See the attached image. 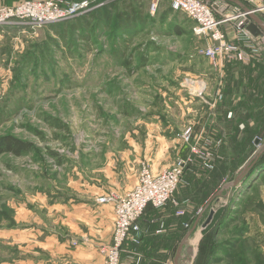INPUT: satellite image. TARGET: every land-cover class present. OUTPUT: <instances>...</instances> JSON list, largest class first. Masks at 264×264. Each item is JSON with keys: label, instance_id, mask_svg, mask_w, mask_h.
<instances>
[{"label": "rangeland", "instance_id": "rangeland-1", "mask_svg": "<svg viewBox=\"0 0 264 264\" xmlns=\"http://www.w3.org/2000/svg\"><path fill=\"white\" fill-rule=\"evenodd\" d=\"M151 1L107 0L98 8L81 11L69 19L39 28L25 25L0 27V137L11 135L32 145V151L21 156L0 154V264H15L24 257L41 256L45 251L40 244L43 232L38 230H44L42 228L54 234L56 241L67 238L76 243L79 239L75 234H81V230L90 239L93 234L86 221L53 207L61 195L71 197L75 189L83 188L75 184L77 172L108 186V190L97 196V202L107 192L121 193L119 190L134 187L140 164L128 163L127 150L136 153L152 172V169L159 172L172 167L176 157L182 156L179 153L182 145L188 146L189 153L194 143L196 149L202 148L194 140L193 127L197 114L202 111L201 106L206 104L204 100L217 105L226 95L229 109L226 114L234 127L227 132L236 134L235 138L237 129L250 133L253 140L249 147L257 151L263 147L264 36L258 40L259 49L254 62L222 60L214 65L198 52L209 41L194 34V22L186 15L173 12L166 0H158L157 13L150 15L148 6ZM110 3H117V7L110 6ZM128 3L139 16L118 24L115 15ZM108 7L109 23L103 20ZM234 8L231 5L222 11L216 10V17L233 15L236 13ZM257 14L264 21V10ZM76 18L81 22L80 27L71 32L69 28ZM167 18L171 22H167ZM236 20L224 25L230 38L234 36ZM51 25L58 26L64 38ZM176 26L181 30L180 34L173 33ZM127 57L129 68L122 64ZM141 59H144L143 64H140ZM218 64L222 67V74L214 68ZM245 65H248L247 69ZM234 67L238 69L231 72ZM253 70H256L254 76ZM158 115L168 117L172 128H161L167 125L165 121H157L156 126L147 122L148 117ZM249 123L251 129L247 128ZM186 136L190 137L186 140ZM246 136L242 141L239 138L241 146L238 148V138L228 141L232 153L248 147ZM214 153L224 162L225 153L219 155L217 150ZM241 153L243 151L236 157L238 160L243 157H239ZM248 158L240 161L246 162ZM235 171H232L231 179L222 181L225 185L222 202L213 194L205 201L206 205L202 204L197 210L204 212L207 218L212 212L206 225L207 218L204 217L201 220L192 218L189 222L174 221L177 241L169 255L167 252L166 258H160V264H174L181 241L185 243L190 237L195 241L200 228L203 238L206 237L203 228L210 224L214 215L217 216L219 205L230 199L236 201L239 198V201L236 205L231 203L233 210L225 218L233 220L227 230L216 232L217 243L222 244L236 237L237 232H244L249 212L253 215L250 221L256 223L257 229L263 226L264 173L251 181L249 187L246 182L241 188L234 189L235 185L228 184L239 179L245 169ZM177 203L173 196L165 209L170 207V215L173 213L184 218L190 212ZM66 211L72 212L69 207ZM180 222L184 229L179 226ZM141 226L140 223L137 233L133 234L140 237V242ZM143 226L147 227L146 224ZM215 226L214 222L209 225L208 232L212 233ZM145 235H148L147 231ZM256 235L257 240H264V232ZM174 236L165 232L162 236L164 246ZM202 243L200 239L198 246L184 248L180 263L202 264L207 252L196 250L199 244L202 248ZM254 255L256 258L264 256L262 251L261 254L254 252ZM133 257L135 261L136 257ZM232 258L234 256L230 255L207 264H230ZM137 260L142 262L141 256Z\"/></svg>", "mask_w": 264, "mask_h": 264}, {"label": "crops", "instance_id": "crops-1", "mask_svg": "<svg viewBox=\"0 0 264 264\" xmlns=\"http://www.w3.org/2000/svg\"><path fill=\"white\" fill-rule=\"evenodd\" d=\"M12 1V0H8ZM262 1V0H261ZM261 4L264 5V0L261 2ZM167 22H171L169 18L166 19ZM219 63V62H218ZM217 71H219L220 74H222V67L220 64H218L216 67H214ZM237 69H234L232 72H235ZM201 73V72H200ZM205 105H203L206 108V111L203 113L204 107H202V111L199 112L196 116V121L194 125L195 130V138L194 140H197V144L200 143V146L202 148H207L211 150H217L219 154L225 153V161L224 162H218L219 167L223 166L225 171H222V177H213L212 175H209V173H206L199 165L195 167L193 173L188 174L186 180L184 183L179 187V189L176 191L174 195V199H176L177 206H183L186 208V211L189 213V215L194 216V219H202L204 217V212L200 213L199 207L202 208V204L204 206L205 201H207L209 197H211L213 194H215L216 198H219L222 202L223 199V192H225V185L222 183L224 180L231 179V176L233 175V170L236 169L235 173L239 169L243 168V165L247 163L246 162H235L232 163V155L231 152L232 146L229 147L228 141H232L234 139V134H229L227 131L231 130V126L227 125L224 120H222V113L220 112L221 107L220 103L217 105H212L210 102L205 101ZM216 103V101H215ZM201 109V108H200ZM227 117L229 118L228 114ZM157 121H165L167 125L161 126V128L171 129L172 126L169 124V118L165 117V115H158V116H152V118L148 117L147 122L152 126H156ZM225 125V127H224ZM196 127V128H195ZM227 127V128H226ZM229 127V128H228ZM242 134H238L237 138L241 137ZM199 137V138H198ZM220 142V143H219ZM189 148L188 146L182 145L180 148V155H185L188 152ZM186 152V153H185ZM128 163L132 165H135V163H142L143 160L138 159L136 157V153L127 150L126 152ZM133 156L129 154H133ZM230 155V156H229ZM236 164V165H235ZM223 165V166H222ZM168 166V164L166 165ZM164 168V166H163ZM162 169V168H161ZM154 173L157 171H154ZM156 170L157 169L156 167ZM78 176L77 181L75 182L76 186H81L83 188H77L73 196L70 197V195H61L60 199L57 200L56 204H53V207H56L57 210L63 211L64 213H67V215H72L77 218H80L81 220L86 221L91 227L89 230H91V233L93 234L92 237H86L84 232L81 230V234H75L76 237L79 239L78 242L75 243V241H69L67 238H62L61 240L56 241L54 238L55 235L51 232H46V228H42L44 230H41L39 227V232H43V237H40V244L44 248V253H41V256H35L32 255L30 258L24 257L23 259H19L15 262V264L18 263H24V264H101L102 263V256L99 253V246L102 244H107L111 240L112 235V229H113V206L111 204H100L96 202L97 196L103 194L106 190H108V186L105 184L98 183L95 179L91 180L90 177L80 175V173L77 172ZM236 176V174H234ZM233 176V177H234ZM137 182V180H136ZM132 185V187L136 184ZM222 183V184H220ZM218 187V189H217ZM129 188H124L121 191V193L126 192ZM214 189V190H213ZM118 192V191H117ZM120 193V192H118ZM120 193V194H121ZM222 194V195H221ZM70 197V198H69ZM72 203H71V202ZM207 203V202H206ZM228 202L220 204L219 207L226 206ZM172 206V204H170ZM206 205V204H205ZM69 207V209L72 211L71 213H68L66 210ZM170 207H168L167 210H169ZM165 207L158 210H147L143 217L140 220V223L142 224V241L139 242V244H133L131 242L126 243V251L123 252L122 258H121V264H160L161 260L160 258H166L167 252L169 255V250L171 247L173 248L177 238L174 236L176 233L175 230H177L176 223L174 221H181L185 220L183 217H179L177 214L174 215L173 213L170 215L169 213L171 210L167 211ZM173 210V207H172ZM193 212V213H192ZM156 213V214H153ZM192 213V214H191ZM209 213V212H208ZM208 215V214H207ZM191 216H189L191 218ZM253 215L251 212L248 213L249 219L247 220L248 224H246V228L244 232L242 233V238H246L245 241H225L222 244H219L221 246L218 247V249L215 252V259H212L209 261V263L214 261H219L221 258H225L227 256H234V258L230 259V264H264V256L256 258L254 255V252H259L261 254V251L264 255V240H256L257 239V233L264 232V224L257 229V226L255 225V222L250 221V218ZM188 218V217H187ZM204 218H207L205 215ZM203 218V219H204ZM228 219H225L224 222H228ZM232 222V221H231ZM229 223V222H228ZM82 224V223H81ZM144 224L147 225L143 226ZM179 224V223H178ZM227 225H224L223 227L218 230L220 232L225 231L228 229L226 227ZM206 228V227H205ZM203 228V230L205 229ZM263 228V229H262ZM83 229V228H82ZM147 229V230H146ZM183 229V228H182ZM202 228H200L199 232L196 234H199L197 236L195 241H192L193 237H190V239L183 245L185 246L181 248L180 250V261L179 264L183 259L184 255V248L187 246H198V242L200 239H202L204 233L201 232ZM37 231V229H36ZM147 231V236L145 235ZM169 234H172L174 236L172 241H169L166 243V246H164L163 240V234L167 232ZM31 232H35L32 230ZM90 232V231H89ZM70 233V232H69ZM179 233V232H178ZM202 233V235H201ZM64 237H67V234L64 235ZM37 238V237H35ZM251 238V239H250ZM262 238V237H261ZM264 238V237H263ZM160 241L162 243H160ZM188 248V247H187ZM197 248L196 250H198ZM193 250V248H192ZM189 251V250H188ZM251 251V252H250ZM254 251V252H252ZM35 253V252H33ZM246 253L248 255H246ZM252 253V254H251ZM141 256L142 262L138 263L139 261L135 259L134 257ZM187 256V254H185ZM184 256V257H185ZM128 257V258H127ZM143 257V258H142Z\"/></svg>", "mask_w": 264, "mask_h": 264}, {"label": "built area", "instance_id": "built-area-1", "mask_svg": "<svg viewBox=\"0 0 264 264\" xmlns=\"http://www.w3.org/2000/svg\"><path fill=\"white\" fill-rule=\"evenodd\" d=\"M169 8L186 15L193 22L192 31L203 36L207 42L198 52L214 65L222 60L249 63L258 52L259 36L251 35L245 24L249 21L248 12L229 0H166ZM250 12L264 10L261 0H241ZM107 0H0V27L6 25H25L32 29L60 22L76 16L81 11L91 10L104 5ZM233 5L236 13L216 17L215 11H222ZM158 0L149 3L150 15L157 13ZM236 20L234 36L230 38L224 25ZM236 28V29H235ZM221 98V96H220ZM190 136H186V140ZM193 145H196L194 143ZM193 146L190 153L177 156L172 167L153 173L144 163H140L138 179L134 187L123 194L107 192L97 199L98 203L113 206V229L111 242L100 245L101 264H121L120 257L126 251V243L139 244L138 236L133 234L139 229L140 220L146 209H162L173 198L182 181L187 167L198 158L203 166L211 168L215 155L211 150ZM210 151V152H209ZM189 154V155H188ZM137 233V232H136ZM166 264V263H164Z\"/></svg>", "mask_w": 264, "mask_h": 264}, {"label": "trees", "instance_id": "trees-1", "mask_svg": "<svg viewBox=\"0 0 264 264\" xmlns=\"http://www.w3.org/2000/svg\"><path fill=\"white\" fill-rule=\"evenodd\" d=\"M116 5H117V3H112V4L110 3V6H114V8L117 7ZM126 8H128V9H126ZM107 10H108V12H106ZM107 10L105 9V13H104L105 19L103 18V20H105V21L108 20V23H109L111 21L110 8L108 7ZM134 13H135V16L133 15ZM94 15H95V13L91 14L92 17ZM136 15L139 16V13H136L134 11V7H132V5L128 3V6L127 7H123L122 11L119 12V13H117L115 16L117 17V20L116 21L118 22V24H125L129 20H133V19L135 20L137 18ZM77 19L79 20V18H76V20ZM78 20L73 24V26H71L69 28V30L71 32H74L75 31V28H79L80 27L79 24L81 22H78ZM84 20H86V19H84ZM85 22H86V24H88V21H85ZM55 26L56 25H51V28H53L58 35H60L62 38H64V33L62 34L61 31L58 30L59 27L58 26L55 27ZM118 27H119V25L117 26V29H119ZM174 28H175L174 31H173L174 34H180L181 33V30L178 29L177 26L174 27ZM171 31H172V28H171ZM121 37H122V35H121ZM139 49H141V47ZM122 55H123V53H122ZM143 56H144V54L141 55V58H143ZM256 56L257 55H255L254 58H252L251 62L252 61L254 62L256 60ZM128 58L129 57H127V59L125 58V60L122 63L123 66H125L126 68H129V60H128ZM143 63H144V59H141L140 60V64H143ZM235 65H237V63ZM237 66H239V65H237ZM240 66H242V64ZM247 67H248V65H245V68L246 69H247ZM234 69H238V68L237 67H234ZM255 73H256V70H253V74L252 75L254 76ZM225 97H226V95L224 96L223 101L220 103V107H221L220 112L222 113V120H224L227 125H230L231 126L232 125L231 124L232 123V121H231L232 119H230V117L228 118L227 117V114H226V112L229 109H228L227 103L225 102ZM231 128H234V127L232 126ZM247 128L251 129L250 123H249V125H247ZM246 129H245V131H246ZM236 133H237V135L238 134H242V136L239 137L241 141L244 139V136L247 135L246 136V138H247L246 142L248 143L247 144L248 147H244L243 149L239 148L240 150L238 149V151L236 153H233V155L231 157L232 163L237 162L238 158H236V157L242 151H243V153H241V154H243V155L240 154L239 157H241V156H243V157L240 158L238 160V162H242L240 160L243 159L244 157H247V156L249 157L248 158L249 160L246 163L247 165L243 166V168L245 169V172L238 179L237 185L233 186L234 189H239L246 182H247V184H246L247 186L246 187H249L251 181L256 180V179H259L260 177L263 176V173H264V145L258 151L257 150H254L253 147H249L250 141L253 140V138L251 137L252 135L250 133H245L244 131H240L239 132L238 129H237V132ZM235 135L233 136L234 139L232 141H234L235 139H237V137L235 138ZM239 138L237 139L238 140L237 141V148H238V146H241L240 145L241 142L239 141ZM253 150L255 152L251 155L250 153L253 152ZM31 151H32V145L28 141L21 140L19 138H16L14 136H11V135H5V136L0 137V154L1 153H10V154H13L15 156H21V155H23L25 153H29ZM212 151H214V150H212ZM217 154H219V153L217 152ZM185 155H183V156H185ZM219 155H221V154H219ZM215 157H216V161H214V164H213V166L211 168L204 167L202 161L200 159H198V158H195V160L189 165V167H187L185 169V171H184V173L182 175V181L180 182V184L178 186V189L184 183V181L186 180L188 174L193 173V171H194L195 167H197V165H199L206 173H209V175H212L213 177H219V178L222 177L221 176L222 175V171L223 170L225 171L224 168L226 167V165H225V167L222 165L223 168L221 166L219 167L218 162H220L221 160H218L217 158H219L221 156H219V157L218 156H215ZM234 157H235V160H234ZM58 161H60V160H58ZM228 162H226L224 160V163H228ZM175 193H174V195H175ZM238 201H239V198L236 201L234 199H230L229 202H228L229 203L228 205L219 207L217 209V211L215 213L217 216L215 217V215H214L212 221L209 224V225H211L213 222L216 224L215 230L212 233H209L208 232V228H209L208 226L209 225L205 228L206 237H204V238L202 237V239H201V241L203 240L202 248H200V244H199V251L201 250L202 252H207L205 259H203L204 262L202 264H207V263H209L210 260L216 258L215 252L218 249V247L221 246L215 240V238H216V236H215L216 235V232H218V230H220V228L223 227L224 225H227L226 227H228V224H229L228 222H231L233 220L232 218H229L228 219V222H224V220L227 219V218H225V216H227L228 213L232 212V210H233V208L231 209V206H230L231 203H234V205H236V203ZM149 209H152V208H148V209H146V211L149 210ZM152 210H154V209H152ZM189 216H190L189 214L186 215L184 217L185 220H182V222H186V221L189 222L190 219H192V218L194 219V216H191V218ZM219 219H220V221H218ZM182 222L179 223V226L184 229ZM242 233L243 232H237V236L236 237H232L230 239V241H233V242L239 241V239L242 238Z\"/></svg>", "mask_w": 264, "mask_h": 264}, {"label": "water", "instance_id": "water-1", "mask_svg": "<svg viewBox=\"0 0 264 264\" xmlns=\"http://www.w3.org/2000/svg\"><path fill=\"white\" fill-rule=\"evenodd\" d=\"M232 1L233 3H235L236 5L242 7L243 11L248 12V22L247 24H245V29L253 36L257 37H263L264 36V21L262 20V18L257 14V13H253L250 12L248 7H246L244 5V3L241 0H229ZM238 182V179H236L235 181L229 183L228 185H236V183ZM212 217V212L209 214L208 218L206 219V221L204 222V225H206L210 219ZM191 231H189L188 234H190ZM188 235L185 236V238ZM184 243V240L181 241V243L179 244L175 257H174V264H179L178 262V258L180 255V250L182 248V245Z\"/></svg>", "mask_w": 264, "mask_h": 264}]
</instances>
